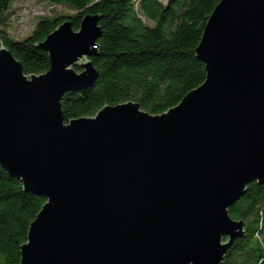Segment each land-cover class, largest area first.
I'll return each mask as SVG.
<instances>
[{
	"label": "water",
	"instance_id": "95a60500",
	"mask_svg": "<svg viewBox=\"0 0 264 264\" xmlns=\"http://www.w3.org/2000/svg\"><path fill=\"white\" fill-rule=\"evenodd\" d=\"M99 19L56 25L40 74L0 41V166L45 200L19 264H222L244 234L228 208L264 182V0H219L195 48L204 81L175 106L65 122L62 96L98 77Z\"/></svg>",
	"mask_w": 264,
	"mask_h": 264
},
{
	"label": "trees",
	"instance_id": "16d2710c",
	"mask_svg": "<svg viewBox=\"0 0 264 264\" xmlns=\"http://www.w3.org/2000/svg\"><path fill=\"white\" fill-rule=\"evenodd\" d=\"M13 1L0 0V41L27 75L48 70L47 53L38 45L56 25L68 18L77 30L83 15L100 16L101 36L89 58L98 77L88 88L62 96L65 122L127 101L161 114L204 81L195 48L219 0H43L73 13L39 15L20 39L7 31ZM44 202L0 166V264H19V246ZM228 214L243 221L244 234L232 241L222 264H264V182L248 184Z\"/></svg>",
	"mask_w": 264,
	"mask_h": 264
},
{
	"label": "rangeland",
	"instance_id": "374dc122",
	"mask_svg": "<svg viewBox=\"0 0 264 264\" xmlns=\"http://www.w3.org/2000/svg\"><path fill=\"white\" fill-rule=\"evenodd\" d=\"M8 33L11 37L20 39L30 32L39 15L52 16L54 13H73L66 6H53L43 0H14L9 4Z\"/></svg>",
	"mask_w": 264,
	"mask_h": 264
}]
</instances>
